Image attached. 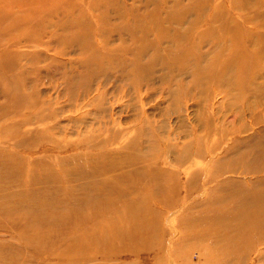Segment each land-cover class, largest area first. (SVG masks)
Masks as SVG:
<instances>
[{
    "label": "rangeland",
    "instance_id": "1",
    "mask_svg": "<svg viewBox=\"0 0 264 264\" xmlns=\"http://www.w3.org/2000/svg\"><path fill=\"white\" fill-rule=\"evenodd\" d=\"M0 264H264V0H0Z\"/></svg>",
    "mask_w": 264,
    "mask_h": 264
}]
</instances>
